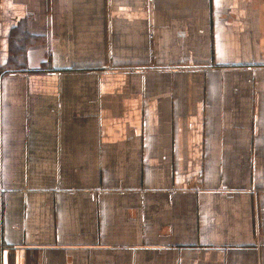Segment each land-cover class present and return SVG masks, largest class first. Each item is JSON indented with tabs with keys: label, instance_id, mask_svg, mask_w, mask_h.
<instances>
[{
	"label": "crops",
	"instance_id": "0c3cea01",
	"mask_svg": "<svg viewBox=\"0 0 264 264\" xmlns=\"http://www.w3.org/2000/svg\"><path fill=\"white\" fill-rule=\"evenodd\" d=\"M0 264H264V0H0Z\"/></svg>",
	"mask_w": 264,
	"mask_h": 264
},
{
	"label": "built area",
	"instance_id": "2783aa9c",
	"mask_svg": "<svg viewBox=\"0 0 264 264\" xmlns=\"http://www.w3.org/2000/svg\"><path fill=\"white\" fill-rule=\"evenodd\" d=\"M150 3H153V0H150ZM153 29V28H152Z\"/></svg>",
	"mask_w": 264,
	"mask_h": 264
}]
</instances>
